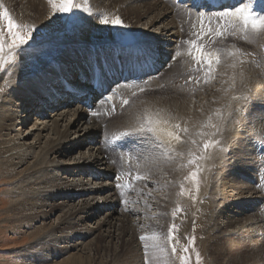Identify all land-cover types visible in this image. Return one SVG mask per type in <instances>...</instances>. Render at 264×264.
Wrapping results in <instances>:
<instances>
[{
  "label": "bare ground",
  "instance_id": "obj_1",
  "mask_svg": "<svg viewBox=\"0 0 264 264\" xmlns=\"http://www.w3.org/2000/svg\"><path fill=\"white\" fill-rule=\"evenodd\" d=\"M4 1L9 4V2L14 0H4ZM106 1L107 2L105 4L106 5L108 4L110 6L109 8L111 9L109 10V8L107 7L109 13L101 14L96 10L95 12L92 13H88V12L84 14L81 13L82 21L80 27L74 33L75 40H74V44L71 46L72 50H67L62 56H60L57 62H52L46 65L45 67H43L42 70L44 71V74L43 75L36 74L28 82H24L25 77L21 76L22 74L20 73L21 75H19L17 78L22 80L21 82L22 84L19 82L15 84V86H12V90H13L12 95L14 96H10V97L6 96V98L3 99L0 103V114L2 115L0 117V133H3L5 131L8 133H11L12 131H16L15 127L17 125V121H16L17 115L15 113L16 111L15 107L16 109L17 108L25 109L24 110L25 116L23 113L21 114V116H19V118H21L22 116L24 117L30 116L32 113L43 112L44 110L41 109L43 108L41 107V105L44 106L47 104H49L50 107L53 106L55 107V105L56 107L58 105H65L66 109L63 110L65 114L64 115L61 114V112L63 111H61L58 114V116L59 115L61 116L60 117L61 120H63L66 114L70 115L69 118H64V122L66 119H68L69 121L67 120L65 124H62L63 127L62 129L60 128V124L58 123V120L55 118L51 119L52 121L50 124H48L46 120L40 119L42 120L40 122L41 129L47 130V133H49L50 131L52 137L48 138L46 142L43 143L44 146L41 148L38 155H36L37 161H39V165H40L39 169L37 168L38 173H40L41 175L40 178L35 181L28 182L26 186L31 187L33 185H44L42 187L43 188L42 191L45 192V195H42L41 197L45 199L49 198L50 195L53 194V192L55 191L54 188L57 189L60 186V183H62L60 181L62 180L61 175L49 176L47 172L49 171V167L51 169L53 164L57 162L56 157L63 155L65 149L66 150L68 149L67 151L70 150L69 147L68 148L66 147L67 145L71 147L80 146V145L87 146L86 147L88 149L87 156L84 155L80 156L79 159L72 162L63 161L60 165H63L64 167L63 166L57 167V169L62 170V173L64 174L69 173L70 175H72L73 173H75V175H77V178L75 179L73 178L67 179L68 181V185L66 186L67 188L64 189V191L60 190L61 193L65 192L63 193L62 196L64 201L59 203L62 204L61 206L63 207L65 205V202H67L72 195H77V196L86 195L88 196L87 198L93 200L95 199V194H97L99 196L98 197L99 202L102 203L103 207L107 208L108 211H106V213L103 215L100 221H98L97 225L93 229L106 225L108 228L107 231L108 233L106 234V236L111 237V239L113 238V236H115L114 231L120 230L116 233V237H117V235H121V232L127 233L130 230L132 234H135L134 235V240L136 242L135 248L139 251L147 250L150 252L153 249H155L156 245L148 244L147 248H145L143 242L140 244L138 242L139 240L138 241L136 240L137 236H139V238L140 236L148 237L147 236L148 231L151 230V226L153 224H156L158 226L163 225V223L167 221V220L164 221L165 220L164 216L166 213L163 214V212L165 210V207H167L168 208L167 210H169V208L172 206L171 203L163 204L162 202L157 201L156 200L157 198L156 199L154 198L152 200L150 198L148 199L141 197V193H140L141 186H139V183L137 181H136L137 183L133 182V184L131 183L130 185L125 186L124 189L126 190V193L128 192L127 191L128 189L130 190L136 189L135 192L137 197L135 200L137 201V206H133V211H135V213L139 217L144 216V219H146V222H142L139 220H136L134 222L131 220L132 215L129 216L128 213L125 214L122 211V209L121 210L117 209V201L115 199H112L109 196L110 194L108 196H104L103 198V194L109 191L110 186L112 185L113 187L114 183L103 182L102 184L98 183V185L87 187L86 184H88L89 182L83 181V178H81L80 175L90 174L92 180L93 179L110 180L112 175L115 173L116 167L120 169L119 172L121 174L129 175L131 178L134 175H136L135 177L136 180H137V176L141 177L142 174L145 175L150 174L153 177L154 176L160 177L161 175H166L167 177H165V179L158 182L160 185L155 186L156 183L154 182L152 187H155V189L157 190L162 188L164 191L163 194H165V196L168 195L169 197L171 193L168 194L167 190L174 189L173 187L177 180V176H180L182 174L181 168L187 162L185 161L186 149L184 146L191 144V141L197 140L199 136L200 137L204 136L202 139L203 141L205 139V135H201V133H205V131H208L207 133L209 134L213 133L215 129L207 127V125L209 123H215L218 125L219 131L222 130L226 134L225 140H230L233 143V147H232L233 153L230 156L229 154H227L224 156V158H222V156L219 155L218 157L215 158L216 160H214L215 163L214 168L215 170H218L216 171V173L218 172V174L220 173V175L224 177L223 181H221L219 184L220 190L226 191L224 195L230 197L228 198L226 203L225 202L223 203V201H219L216 204L215 202L216 204L215 208H218L220 206L223 207L224 205L226 209L224 212L218 211L219 213H217L218 228L220 230L222 229L221 230L222 232L220 233H226L230 231L228 230L229 227L231 228L233 226V228L235 229L237 226V228L235 229L237 233L235 230L232 231H234L235 234H238L241 238L247 236L250 243H252L253 241L257 242V244L258 241L262 242V240H259L262 238L259 237L258 239L257 237L260 234H262L261 232L264 231H262L261 228L263 227L259 223L260 222L259 219H261L262 217L259 215L261 217L260 218L256 214V212L258 214H261V212H259V207L261 205H258V203H260L259 201L260 198L259 196L255 195L256 186H254V184L256 182L257 176L263 178L264 180V169H260L259 171L262 172L258 175L256 174L259 172H256L253 169L254 168L253 166L251 167L250 165H248L249 163H251L250 162L251 156L248 152V149L245 148L246 141L249 137L252 138L258 132L261 135L264 134V123L260 121L264 115L262 116V111L258 110L261 109V107H258L256 109L253 108L254 102L264 100V87L262 86V84H260V80L258 79L255 71L252 70L249 64L247 65L245 63L242 64L240 63L241 54L238 53L236 58H230L226 60V62L219 67V69L217 70L218 71L217 78L215 81H213L211 85H209V87L207 85L202 87L201 90H198V86H197V90H194L195 93L194 96L191 95V92L185 93L184 89H187L185 86L179 85L177 83L169 84L173 79V77L170 76L171 75L170 73L173 72L172 69L178 65H181V67L185 70L184 73L190 72L187 69L188 66L187 62L190 61L189 58L190 56L188 54L189 49L184 50V48H182L183 44L177 41L178 38L181 37V40L186 39V43H187L186 45L190 46V44L188 43L190 41V38L191 39L197 38L196 34L200 32L199 29L198 31L194 32L192 35L185 32L184 30V25H189L188 21H190V24L191 23L194 24L195 30L198 28L197 26L199 23L197 21L196 15L191 13L188 8L185 7L182 8L180 6L175 5L172 0H162L163 2L167 3L165 5L163 2H161V0H157V2H153V3L149 2L148 0H106ZM17 2H18L17 10L19 12L18 13L16 12L17 13L16 15L17 18L19 19H21L24 14L23 18H26L28 20L33 19L32 21L34 22H44L45 19L48 20V16H47L48 13L50 17L54 18V16L52 15L51 7L48 4V0H17ZM99 3L104 4V2H101L100 0H93V4H94L93 6L100 7L101 5L99 6L98 5ZM122 7L126 9V12L124 13L121 12L120 8ZM115 8L117 9V11H112ZM43 9L46 10L45 15ZM178 9H180L179 14L176 13ZM20 13L22 14L21 18L19 17ZM176 14L179 18L176 17ZM121 15H124L126 18L125 17L122 18ZM117 16L120 17L125 24L132 26L135 29V31H137L138 34H140L137 35L140 36V41L135 42L133 44H129L120 49L116 47L114 51H111V48L108 46L107 42H106L107 45L104 42L101 43V40H103L106 37L108 38L107 39L108 42L112 41L110 33H107L106 36L105 34H103L105 32L107 25L108 24L111 25V23L104 24L102 23V20L107 19L111 21L113 18ZM146 16H147L146 21L140 24L143 26L148 25V28L153 27L154 29H156V32L153 31L144 32L139 29L140 28L139 22ZM55 17L58 20V17L57 16ZM234 19L239 20L240 18L228 17L225 19H220L219 21L222 22V20H227L228 22L229 21L233 22L234 23L233 25L237 24L239 28L236 30V33L239 34V36H243L242 39L243 41L249 42V41H255L257 39H261L264 42V37L259 35H255V36L250 35V33L252 32L250 26L247 30V33L249 34H246L244 31H241L243 20L241 19V22L239 23L234 21ZM180 24H181V28H178ZM202 24L208 25V26H204L205 31L206 29H208V27H211L213 30H215L217 27L220 26V23H213L212 25L211 18L208 19L207 21L203 20ZM240 31L241 33H244V35H241ZM94 32H97V34H95ZM205 39L206 37H204L203 40ZM173 42H175L176 45H173ZM105 45L107 46V48ZM259 47L263 48L264 44H261ZM235 51L236 50H233V52ZM116 53L119 55H123L121 57L134 56L137 54L138 59L142 58L141 56H138V54L148 55V56L152 55V57H154L155 59V65H154L155 67H158L157 63H164L165 66L166 64H168L169 67L167 66L168 68L165 67V69L161 70L160 75L166 69H169L168 71L169 73H167L169 75L161 79H156L155 78L156 76L151 77L145 81L147 82V84L143 88V89L148 88L151 89L152 91H157L158 88L161 87V85L163 84L164 87L163 88L161 87V89L165 91L162 92L163 90L161 91L160 89V91L162 92V93L159 92L161 96L153 97V94H151V96L144 97L145 98L144 100L137 99L135 102H133L132 100L125 110L123 109L121 110V107L124 105L123 101L129 98L131 94L133 95V92H135L139 88L137 86L142 85V84L141 85L126 84L124 85L123 91L120 93V98L118 97L120 101L117 102V100H114L113 95L108 98L110 100H113V104H111L110 107L114 105L115 110L112 109V111L110 110L108 111L109 108L108 104L106 105V107L102 108V105L105 104V102H96V105L94 106L100 112L99 114H92L91 112H89L90 110H87L85 107H83L81 102H79L74 96H70V95L64 96L65 94L67 95V91L64 90L67 86V83H65L66 85L61 84L63 79L66 80L67 82L69 81L70 84L77 85L78 87H76V89H81L83 84H77L78 83L77 80H79L78 77H76L77 78L76 80L73 79L76 76V74H82L84 76L88 73V71L93 70L95 65L98 67L112 66V64H114L116 60V56H115ZM165 57H167L168 60H166ZM173 57L175 58V61H171ZM259 59H260V63H257V65L261 68L262 64L264 63V57H259V55H257V60ZM233 63L236 64L235 68L231 67ZM164 74L165 73H163V75ZM185 76H186L185 78H183L184 76L177 78L178 80L176 81H178L181 84L189 83V82L196 83L195 81H193L195 79L194 77H193L194 79L190 80L189 79L190 77H187V75ZM233 77H235L234 83H233ZM69 79H71L72 81ZM84 85H85L84 88H87L89 90L91 89V86L89 84H84ZM194 87H196V85L192 84V86L189 87L188 89ZM227 88H229L228 91ZM240 93L243 94L242 99L244 100L247 106L242 108V112L240 114L238 113H233L231 115L227 114L226 117L223 118L224 112H222L221 109L224 107V103L226 102L227 97L231 96L232 98L229 100V103H233L237 99V94ZM201 94H207V96L210 97V98H206V100L204 99L202 102L200 100L199 101L197 100L198 103H203V106L209 107L208 110L205 107H201V106L196 107L195 105L190 107L192 108V110H189L190 109L189 107L186 108V106L183 105V104H187L190 106L191 103L188 104L190 102L189 98L194 97L197 99L199 97L198 99H201L200 98ZM14 99L18 101V104L15 103L16 101L14 102ZM210 100L211 103H209ZM5 105H8V107H6ZM68 106H70V109ZM118 111L119 112L121 111L120 112L121 114L119 117H116L117 115L114 113H118ZM112 115L113 116L116 115L115 116L116 119L110 120V117ZM209 118H211V122H208ZM84 119H85V124L87 125L81 128V132L79 134H76L74 138H69L70 130L76 124L78 125V123L82 122V120ZM149 121H151V124H149ZM165 121H167V123H164ZM103 123H105V126L102 125ZM175 124H179L181 126V129L183 128L188 129L187 134L180 132V135L183 136L185 141L188 142L177 144L175 141H172L171 147L175 149V152L171 153L172 158H171V162H169V157L162 155L165 152V148L161 147L160 145L163 142V140L167 138L166 137L167 132L173 131V126ZM148 127L155 128L156 132L148 133L147 132ZM117 128H119L118 129L119 131L116 133V135L119 134V132L128 131V130H132V132L136 133L133 135V138L131 137L132 141L135 142V145L134 147L131 146L129 147V154L131 156L130 160L127 161L125 159L123 165L120 164L119 166L116 165L118 164L116 160H115L116 162L115 164L112 162V160H110L112 163L109 164V160H108L109 155H107V152L109 154L112 153V158L114 159V157L116 156V152H113L115 151V148L113 149V151L105 149V139L107 137H110L111 135L108 133V131L110 130L112 131ZM17 136H18L17 139H21L20 135ZM33 138L35 139V141L40 139L41 133H37L36 136L35 135L33 136ZM140 139H142V144H143L141 145L142 149L139 147L137 143ZM10 142L11 140L7 139L0 143V151H2L0 158L6 157V162H11L14 159L17 160L16 161L17 163H21L25 161V158L27 157L28 152H30L32 146L24 147V145L23 146L17 145L16 142L13 143ZM121 146L122 145L120 144V146L116 147L117 155L119 156L123 155V151L122 149H120ZM138 149L139 151H137ZM176 153H181V155H176ZM135 154L137 156H135ZM50 156H53V158L49 159ZM134 156L136 158L135 163H137L135 166L134 163H131L134 160ZM98 164H99V168H96ZM208 165L205 166V170L208 169ZM176 172L178 174L175 176L174 174ZM228 173L230 174L232 173V175ZM239 173L240 174L246 173V176L248 177V178L245 177L246 180L248 179L249 181L251 179L252 181L250 182H252L253 185L243 183L237 180V178L235 177L238 176ZM249 175H252V177H249ZM170 177H174L175 179L170 180L171 179ZM88 181H90V179H88ZM238 194L240 195L239 197L231 198L233 195H238ZM251 195L254 196L251 197ZM82 200L77 209H75L76 206H72L66 209V216L63 219L65 220L67 217L72 216V218L70 219L71 222H69V218L67 219V222L72 224L71 227L80 226L81 223H83L87 219L94 217L95 216L94 213H96L99 210L98 201H96L97 207L95 208L96 210H94L92 207L93 204L89 202L90 200L88 201H85L84 199ZM167 200L170 202L169 199ZM254 202L257 204V206L256 208L254 207L252 209L253 207L252 205ZM141 204L142 206H140ZM51 205L53 206L50 208V210L54 208V204ZM235 205L238 206V210H236L237 212L233 214L231 210L233 208L231 206L235 207ZM142 207L147 208V210L142 209ZM239 213L245 215L243 217L244 220H242V218H239L237 216ZM114 228L117 229L115 230ZM92 230L86 229L85 231H80L77 232L76 234L79 233L85 234L88 232H92ZM61 238L67 239L68 236L59 235L58 238L56 239L54 237H51L44 240L43 244L44 245L55 244L56 242L61 241ZM254 244L256 245V243ZM261 244L262 243H260V245ZM87 245L92 246L91 243H88ZM75 246L76 243L75 244L68 243L66 244V246H64V248L67 249L69 247H75ZM86 248L88 249V246ZM93 249L95 248L93 247ZM263 251L264 250L262 249V252ZM54 252L48 250L47 254L41 253L40 256H42L45 259L49 256L54 255ZM261 256L263 255L261 254ZM77 257L79 256H73L72 258L68 257L66 258L65 263L67 262L69 263L71 259L75 261L77 260V263L81 262V260L78 261L79 259ZM160 258H161L160 264H170L169 261L170 258L167 255H163ZM152 259L154 258L152 257ZM150 260L151 259H149V261ZM87 264L89 263L87 262Z\"/></svg>",
  "mask_w": 264,
  "mask_h": 264
},
{
  "label": "rangeland",
  "instance_id": "obj_2",
  "mask_svg": "<svg viewBox=\"0 0 264 264\" xmlns=\"http://www.w3.org/2000/svg\"><path fill=\"white\" fill-rule=\"evenodd\" d=\"M100 1L104 2V4L99 3L98 5L101 6L95 7L93 6L94 5L93 0H74L76 4L81 5L80 9L74 10V14L66 15L62 17L57 16L58 17L57 20L55 16L54 18L50 17L48 13L47 14L48 20L45 19L44 22H34L32 21L33 19L28 20L26 18H23L24 14L23 17L21 18L22 15L21 13L19 14V17L21 19L17 18L16 14L19 12L17 10L18 9L17 0L11 1L9 2V4L4 0H0V5H3V8H6L8 10L10 15L14 18V20L17 23L21 25H35L38 29V31L35 33L36 39L35 42L33 43V46L31 48H27L24 53L16 57L14 60H11L9 64L5 65V70L0 71V103L3 99L6 98V96L9 97L14 96L12 95L13 93L12 86H15V84L19 82L20 83L22 82V80L17 78L19 75L22 74L21 76L25 77L24 82H28L36 74L43 75L44 74V71L42 70L43 67H45L46 65L52 62H57L60 56H62L67 50H72L71 46L74 44V40H75L74 33L78 30V28L81 25L82 14L87 12L92 13L95 12V10L101 14L109 13L108 11L111 9L109 8L110 6L108 4L107 5L105 4L107 1L106 0H100ZM148 1L151 3L157 2V0H148ZM161 2L163 1L161 0ZM163 3L164 5L167 4L165 2ZM107 7L109 8V10ZM2 10L3 9H0V11ZM120 10L123 13L126 12V9L123 7L120 8ZM43 11L45 15L46 10L43 9ZM112 11H117V9L115 8ZM179 11L180 9H178L176 13L179 14ZM177 14L176 17L179 18ZM121 17L124 18L125 16L121 15ZM210 18L212 25L213 23H220V21L217 20V16ZM146 19L147 16L144 17L139 22V27H140L139 29L144 32H152V31L156 32V29H154L153 27L148 28V25L145 26L141 25L143 22L146 21ZM208 19L206 17H203V20L207 21ZM234 21L240 23L241 19L239 20L234 19ZM188 24L189 25H184L185 32L192 35L194 32L198 31V28L195 30L193 23L190 24V21H188ZM236 25L237 24L235 25L232 24L230 28H225L226 30L223 36L221 37H216L213 33L212 39L215 40V43H212V39H209L208 42L206 41L207 43L205 45L206 46L208 45L207 46L208 51H215V50L221 51V63L219 66H215L216 71L210 75V78L206 83L204 82L205 79L204 71H198L197 68L199 66L193 64L190 65L191 67L187 66L188 70L190 71L188 73H184L185 70L181 67V65L174 67L172 69L173 72L170 73L171 74L170 76L173 77V79L169 84L177 83L179 85L185 86L187 89H184L185 90L184 92L185 93L191 92V95L194 96L195 94L194 90H197V86H198V90H201L202 87L207 85L209 87V85H211L213 81L216 80L218 75L217 70L219 69V67L223 65L226 62V60L233 58L229 56L228 53L233 52V50L240 49L239 54L242 53L248 54V55H240V61L242 60L243 63L247 65L249 64V66L252 68L253 71H255L258 79L260 80V84H262V86L264 87V71H262L263 70L262 67L260 68L257 65V63H260V59L257 60L258 50L260 48L259 46L261 44H264V42L261 39H257L255 41H249V42L243 41L242 40L243 36H239V34L236 33V30L239 28V26ZM204 26H208V25L204 24L203 27ZM178 28H181V24L178 26ZM216 29H219V27H217ZM105 32L103 33L105 34V36L107 35V33H110L112 41L108 42L107 41L108 38L106 37L103 40H101V43L107 42L110 48H111L110 46L111 42H115V41L119 43L140 41V36H137L140 34H138V32L135 31V29L132 26L125 24L124 22H123V26H119V27L112 24L111 25L108 24L105 29ZM233 32H235V35L232 34ZM94 33L97 34V32ZM225 34H229V37L228 35ZM240 34L244 35V33H241V31ZM193 39H197V38H193ZM180 40L181 37L178 38V41ZM204 41L205 40H203L202 42ZM173 45H176L175 42H173ZM114 49L111 48V51H114ZM168 71L169 69L164 70L161 73V75L156 77V79H161L166 77L167 75H169L167 74L169 73ZM163 73L165 74L163 75ZM77 75L78 74H76V76ZM185 75H187V77H192V78L194 77L195 79L193 78L194 79L193 81H195L196 83L189 82V83L181 84L178 81H176L178 80L177 78L183 76H184L183 78H185L186 77ZM76 76L73 79L76 80L77 79ZM192 84H195L196 87L188 89L189 87L192 86ZM162 85L161 87L163 88L164 85L163 86ZM122 87L124 88V85ZM161 87H159L157 91H152L151 89L148 88L144 89L143 91H140V89L143 88L137 89L135 91L136 95L131 94L130 97L127 98L129 103L127 105L122 104L123 108L121 107V110L122 109L125 110L132 100L133 102H135L137 99L144 100L145 99L144 97L151 96V94H153V97L161 96V94L159 93L163 90L161 89ZM123 88L122 90H120V92H118L119 94L118 93L113 94L114 100H117V102L120 101L118 97L120 98V93L123 91ZM228 90L229 88H227V91ZM164 91L165 90H163L162 92ZM242 97H243L242 93L237 94V99L233 103H229V100L232 97L231 96L227 97V100L224 103V107L221 109V111L224 112V114L221 113L224 115L223 118H225L227 114L229 115L233 113L240 114L242 112V108L247 106L244 100L242 99ZM198 98L197 99L194 97L189 98L190 102L188 104L191 103L190 106L187 104H183V105H185L186 108L188 107L190 108L193 105H195L196 107L197 106L205 107L203 106V103H198V101L200 100L202 102L204 99L206 100V98H210V97H208L207 94H201L200 95L201 99ZM15 101L16 100L14 99V102ZM15 103L18 104V101H16ZM209 103H211V100L209 101ZM5 106L8 107V105ZM41 107H43L41 108L44 110L43 112L32 113L30 116L27 117H24L25 109L23 108L16 109L15 107L16 110L15 113L17 115L16 117L17 125L15 127L16 131H12L11 133H8L6 131L0 133L1 134L0 143L8 139L11 140L10 143L16 142V144L20 146L24 145V147H28V146L33 147V148L31 147L30 152H28L25 161L21 163H17L16 159L12 160L11 162H6V157L0 158V264H87V262L89 264H146V261L147 264L149 263L160 264V260H161L160 257L163 255H167L170 258L169 260L170 264H180V260H179L180 255H188L190 257L189 264H264V253H263L264 251L262 252V249L264 250V241H263L264 232H261L262 234L257 236L258 239L259 237L262 238L259 239L262 240V242L258 241L257 244V242L255 241L250 243L247 236L241 238L238 234H235V232L232 230H235L237 226L235 229L233 228V226L231 228L229 227L228 230L230 231L226 233H220L222 232L221 231L222 229L220 230L218 228L217 213L224 212L226 209L224 205L223 207L220 206L218 208H215L216 204L219 201H223V203L224 202L226 203L228 198L230 197L224 195L226 191L220 190L219 184L221 181H223L224 177L220 175V173L219 174L218 172L216 173V171L218 170H215L214 168L215 166L214 160H216L215 158L218 157L219 155H221L222 158H224L225 155L229 154L230 156L233 153V149H232L233 143L230 140H225L226 134L222 130L218 132L215 130L213 132L215 133L214 135H205L204 140L208 139L212 141H218V143L215 144L214 147H210L207 151L203 150L202 148V144L204 141V140L202 141V139L204 136L203 137L199 136V138L195 140L196 141L195 145L191 143L188 144L187 146H184L186 149L185 161L187 162L181 168L182 174L180 176H177V180L173 187L174 189L167 190L168 194L171 193L169 197L168 195L165 196V194H163L164 191L162 188L157 190L155 189V187H152L154 182L156 183L155 186L160 185L158 182L165 179V177H167L166 175H161L162 177L161 176L153 177L150 174H146V175L142 174L140 179L136 180L135 179L136 175H134L131 178V180L129 179V181H131L132 184L133 182L139 183V186H141L140 189L141 197L148 199L150 198L152 200L154 198L155 199L157 198L156 200L162 202L163 204L171 203L172 205V206L170 205L171 207L169 208V210H167L168 208L165 207V210L163 212V214L166 213L164 216L165 217L164 221L166 220L167 221L164 222L163 225L161 226L153 224L152 226L154 227L151 226V230L148 231V235H147L148 237H151L153 233H156L159 239L153 240L149 238L147 240L142 241L139 238V236H137L136 240L137 241L139 240L138 242L140 244L143 242L144 245H148V244L156 245L155 249H153L152 251L149 252L145 250L146 251L145 252L144 250L139 251L135 248L136 246V242L134 240L135 234H132L130 230L127 233L121 232V235H117V237H116V233L120 230L114 231L115 236H113V238L111 239V237L106 236V234L108 233L107 232L108 228L106 225L93 229L97 225L98 221H100V219L106 213V211H108L107 208L103 207V204L99 202L98 200L99 196L97 194H95V199L93 200L87 198L88 196L86 195H78V196L72 195L71 198L67 202H65V205L63 207L61 206L62 204L60 203L64 201L62 196L63 193H65V192L61 193V191L62 190L64 191V189L67 188L66 187L68 185L67 179L69 178L75 179L77 178V175H75V173H73L72 175H70L69 173H68L69 175L64 174L62 173V170L57 169V167H62L63 165L60 164L63 161L72 162L79 159L80 156L83 155L87 156L88 154V149L86 148L87 146L80 145V146L71 147L67 145L66 147L67 148L69 147L70 150L67 151L68 149L67 150L65 149L63 155L56 157L57 162H55L53 166L54 165L57 166L54 167L52 166L51 169L49 167V171L47 172L49 176L61 175L62 180L60 181L62 183H60V186L57 189L54 188L55 191L53 192V194L50 195L49 198L45 199L41 197L42 195H45V192L42 191L43 190L42 187L44 185H33L31 187L26 186L28 182L35 181L40 178L41 175L37 171L40 165H39V161H37L36 155H38L41 148L44 146L43 143L46 142L48 138L52 137L50 131L49 133H47V130L41 129L40 122L42 120L40 119L46 120V122L50 124L52 121L51 119L55 118L58 120V123L60 124V128L62 129L63 128L62 124H65L68 120L66 119L64 122V118H69L70 116L66 114L63 120L60 119L61 117L60 115L58 116V114L61 111L66 109L65 105H58L57 107L55 105V107L54 106L50 107L49 104H47L44 106L41 105ZM68 107L70 109V106ZM258 107H261L262 110L261 109L258 110L262 111V116H263L264 100L254 102L253 108L256 109ZM205 108L207 110L209 109V107H205ZM189 110H192V108H190ZM120 112L118 111V113H114L117 115L115 116L119 117L121 114ZM23 113L24 116L19 118V116H21V114ZM61 114L64 115L65 114L64 111L61 112ZM1 116L2 115L0 114V117ZM115 116L112 115L110 117V120L116 119ZM263 118L264 116L260 120L262 123H264ZM208 122H211V120H209ZM85 125H87L85 124V119L82 120V122L78 123V125L76 124L70 130L69 138H74L76 134H79L81 132V128H83ZM102 125L105 126V123H103ZM118 129L119 128L112 131L111 130L108 131V133L111 134V136L107 137L106 140L107 145L105 146L107 147V149H112L109 146L113 144L116 138L115 135L119 131ZM207 132L208 131H205V134H209ZM37 133H41V138L35 141L33 136L34 135L36 136ZM134 134L136 133L132 132L131 134H128L127 139L129 138L131 139V137H133ZM17 135H20L21 139H17L18 137ZM260 142H264V134L261 135L258 132L252 138L249 137L245 145V148L248 149V152L251 156V160H250L251 163H249L248 165H250L251 167L253 166L254 167L253 169L255 171L257 165L261 164L255 153V147L257 143ZM137 143L141 148L142 147L141 145H143L142 139H140ZM139 149L137 151H139ZM189 152L192 153V156L188 155ZM1 154L2 151H0V155ZM107 155H109L108 160H112L114 163L116 162L118 163L116 164L117 166H119L121 163H123V161H125V160L122 161L121 159L125 158L126 156V155H122L121 158L120 157L117 158V156H115L113 159L112 153L109 154L107 152ZM135 156L137 155L135 154ZM135 156H134V160L131 162L134 163V166L137 164L135 163L136 160ZM51 158H53V156L49 157V159ZM206 165H208L207 170H205ZM96 168H99V164L97 165ZM193 172L196 173L195 179L192 178ZM240 173L238 176L235 177L237 178V180L243 183L253 185V183L250 182L252 181L251 179L249 181L248 179L246 180V178H248L246 176V173L243 174ZM177 174L178 173L176 172L174 175L176 176ZM230 175H232V173ZM80 177L83 178V181L89 182L88 184H86L87 187L98 185V183L102 184L103 182L112 183L111 179L92 180L90 174H83L80 175ZM174 177H170L171 178L170 180H174L175 179ZM249 177H252V175H249ZM88 179H90V181H88ZM120 183L122 184V180L119 181V184ZM123 190L125 194L119 196V194H117V191L114 190V186L112 187L111 185L109 191L103 194V198L104 196H108L110 194L109 196L117 201V209L118 210L122 209V211L125 214L128 213L129 216L132 215L131 216L132 221L135 222L136 220H139L142 222H146L144 216L139 217L135 213V211H133V206H137V201L135 200L137 197L135 192L136 189L133 190L128 189L127 193L125 189ZM255 190H256L255 195L259 196L260 198L259 199L260 203H258V205H261L262 197L259 194L257 187H255ZM239 196H240L239 194L233 195L231 198L239 197ZM253 196L254 195H251V197ZM193 197L195 199H193ZM82 199H84L85 201L90 200L89 202L93 204L92 207L94 210H96L95 209L97 207L96 201H98L99 210L96 213H94L95 214L94 217L87 219L86 221L81 223L80 226L71 227L72 224L68 223L67 219L69 218V222H71L70 219L72 218V216L67 217L65 220L63 219L66 216V209L72 206H76L75 209H77ZM167 199H169L170 202ZM51 204H54V208L52 210H50V208L53 206ZM140 206H142V204ZM252 206H253L252 209L254 207L256 208L257 204L254 202ZM231 207L233 208L231 209L232 213L235 214L237 212L236 210H238V206L235 205V207L234 206ZM142 209L147 210V208L145 207H142ZM174 213L175 216L173 215ZM256 214L257 216L260 215L262 217L261 218L259 216L261 218L259 219L260 220L259 223L263 227L261 228L262 231H264L263 230L264 214L262 213L258 214L257 212ZM237 216L239 218H242V220H244L243 218L245 216L244 214L239 213ZM173 224H175L176 226L175 240L172 241V243L175 244L177 247V253L175 256L172 254L171 247L169 246L168 242L165 239V237L168 234L170 226ZM86 229L89 230L93 229V230L92 232H88L85 234L83 233L76 234L77 232L85 231ZM114 229L116 230L117 228ZM59 235H67L68 238L67 239L61 238V241L51 245L43 244L44 240L51 237H54L56 239L58 238ZM177 240L179 241V243H176ZM68 243L69 244L76 243V246L65 249L64 246H66V244ZM88 243H91L92 246L87 245ZM254 243H256V245ZM260 243L262 244L260 245ZM87 246L88 249L86 248ZM93 247L95 249H93ZM184 247L188 248L187 253L183 252ZM48 250H51L52 252L55 251L54 255L49 256L45 259L42 256H40L41 253L47 254ZM197 253H199V262L197 261ZM261 254L263 256H261ZM73 256H79L77 258L79 259L78 261L81 260V262L77 263V260L75 261L71 259L69 263L68 262L65 263L66 258L68 257L72 258ZM152 257L154 259L155 258L157 259L154 260L152 259ZM149 259L151 260L149 261Z\"/></svg>",
  "mask_w": 264,
  "mask_h": 264
},
{
  "label": "snow or ice",
  "instance_id": "obj_3",
  "mask_svg": "<svg viewBox=\"0 0 264 264\" xmlns=\"http://www.w3.org/2000/svg\"><path fill=\"white\" fill-rule=\"evenodd\" d=\"M252 2H255V0H252ZM48 4L51 7L52 15L61 16V17L66 15H72L74 14V10L81 8V5L76 4L74 0H48ZM0 9H3L2 11H0V71H2L5 70V65L9 64L11 60H14L16 57L24 53L27 48H31L33 46V43L35 42L36 39L35 33L38 31V29L35 25H21L17 23L14 20V18L10 15L8 10L6 8H3V5H0ZM228 17L242 19L243 25L241 31H244L246 34H249L247 33V30L250 26L252 29L250 35L253 36L259 35L264 37V14H255L254 8L252 7V3H247L240 8L226 9L225 11L217 14L218 21L220 19H225ZM200 19L203 20V14L200 15ZM102 23L104 24L111 23L115 26H123V21L118 16L113 18L111 21L107 19H103ZM225 30L226 29L222 26L221 28L216 30H213L211 27H209L207 31H205L202 24L200 32L196 34L197 39L188 42L191 46L188 54L192 58L194 64L199 66L197 70L204 71L205 83L210 78V75L216 71L215 66L220 65L221 51L220 50L208 51L207 46L202 41L206 36L209 39H212L213 33L216 37H221L223 36ZM232 34L235 35V32H233ZM212 43H215L214 39H212ZM239 52L240 49H236L235 52H229L228 55L233 58H236L237 53ZM241 55H248V54L242 53ZM240 63L242 64L243 61L241 60ZM231 67L235 68L236 64L233 63ZM189 79L191 80L193 78L190 77ZM234 80L235 77H233V83ZM143 90L144 89H140V91ZM133 95H136V93L133 92ZM128 103L129 101L127 99L123 101L124 105H127ZM209 120H211V118H209ZM164 123H167V121H165ZM149 124H151V121H149ZM207 127L215 129L217 132L219 131V127L215 123H209ZM147 132L154 133L156 132V129L153 127H148ZM180 132L187 134L188 129L187 128L181 129V126L179 124H175L173 126V131L167 132L166 134L167 138L164 139L160 145L161 147L165 148V152L162 155L168 156L169 162H171V158H172L171 153L175 152V149L171 147L172 141H175L177 144L188 142L185 141L184 137L180 135ZM214 134L215 133H211V134L201 133V135H214ZM117 139H119V137H117ZM191 143L196 144V141L192 140ZM217 143L218 141H212L206 139L203 141L202 148L203 150L207 151L210 147H214L215 144ZM176 155H181V153H176ZM189 156H192L191 152H189ZM140 178L141 177L137 176V179ZM192 178L193 179L196 178L195 172L192 173ZM193 199L195 198L193 197ZM173 215L175 216V213ZM175 231H176V226L175 224H173L170 226L168 234L165 237L166 241L171 247V251L174 256L177 253V247L175 244L172 243V241L175 240ZM149 238L153 240L159 239L156 233H153L151 237H146V236L140 237L142 241ZM176 243H179V241L177 240ZM145 248H147V245H145ZM183 252L187 253L188 248L184 247ZM179 260H180V264H189L190 257L188 255H180ZM197 261L199 262V253H197Z\"/></svg>",
  "mask_w": 264,
  "mask_h": 264
}]
</instances>
